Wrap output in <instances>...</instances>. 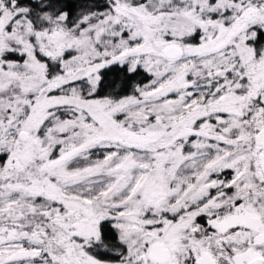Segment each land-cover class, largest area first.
Here are the masks:
<instances>
[{"label": "snow or ice", "instance_id": "snow-or-ice-1", "mask_svg": "<svg viewBox=\"0 0 264 264\" xmlns=\"http://www.w3.org/2000/svg\"><path fill=\"white\" fill-rule=\"evenodd\" d=\"M0 264H264V0H0Z\"/></svg>", "mask_w": 264, "mask_h": 264}]
</instances>
